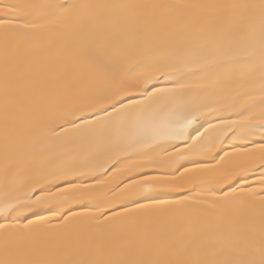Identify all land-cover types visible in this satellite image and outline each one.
Instances as JSON below:
<instances>
[{
    "label": "snow or ice",
    "instance_id": "6c2138e0",
    "mask_svg": "<svg viewBox=\"0 0 264 264\" xmlns=\"http://www.w3.org/2000/svg\"><path fill=\"white\" fill-rule=\"evenodd\" d=\"M0 264H264V0H0Z\"/></svg>",
    "mask_w": 264,
    "mask_h": 264
}]
</instances>
